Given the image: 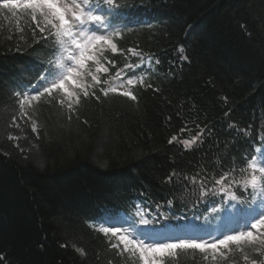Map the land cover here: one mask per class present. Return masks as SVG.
Instances as JSON below:
<instances>
[{"label":"trees","instance_id":"obj_1","mask_svg":"<svg viewBox=\"0 0 264 264\" xmlns=\"http://www.w3.org/2000/svg\"><path fill=\"white\" fill-rule=\"evenodd\" d=\"M91 1L152 22L122 32L116 54L102 47L98 59L109 71L98 73L101 81L136 64L128 49L158 60L156 75L131 90L135 101L97 89L99 100L75 106L79 119L67 118L58 94L23 110L16 93L52 64L54 42L43 39L51 34L39 32L44 24L31 11L0 7V264H142L89 225L106 208L126 213L139 197L161 213L187 202L213 220L232 202L241 213L263 205L250 189H233L238 199L200 195L184 177L218 179L235 166L239 180L245 159L264 144V0ZM13 117L19 127L10 126ZM244 254L264 259L232 246L216 260L181 250L166 264H248Z\"/></svg>","mask_w":264,"mask_h":264},{"label":"snow or ice","instance_id":"obj_2","mask_svg":"<svg viewBox=\"0 0 264 264\" xmlns=\"http://www.w3.org/2000/svg\"><path fill=\"white\" fill-rule=\"evenodd\" d=\"M110 6L114 5V0H106ZM82 4L87 6V10L78 3L77 0H72V3H66L65 0H12L10 3L0 4V7L5 9L23 8L30 10L32 13V20L36 21L37 14L43 18L44 27L39 28V32L44 34L49 32L50 36H43V39H51L54 42L53 52L55 53V44H58L60 49L68 52L67 60L70 63L66 64L64 58H57L55 65L50 62V67L45 76L41 77L44 81L42 90H37L34 94L30 95L31 101H38L40 97L47 95L50 100L55 101L58 94L60 99L58 101L61 107L65 104L72 113L67 118L71 120L73 116L79 119L76 107L80 105L81 99H88L94 97L99 100L100 96L97 95V89L104 96L107 97L109 93L126 97L132 101L137 99L135 93L131 90H121L124 83L129 86H134L137 83L136 79L129 77L126 82L122 81L119 86H114L108 80L101 81L98 73H108V67L100 64L97 58V48L99 45H107L110 47L111 52L116 54L118 52V45L113 42L108 36L103 34H94L90 31L89 25L95 24L97 28H102L104 25L103 17L99 14H93V5L90 0H82ZM72 46V50H68V46ZM128 53L141 57V53L137 49H128ZM142 59V57H141ZM159 63V61H156ZM90 63L98 65L93 73L88 65ZM108 63L115 67V61L109 60ZM140 64H126L124 67L131 69L133 73L139 68ZM53 67L60 69L59 75L55 74ZM120 71H123L122 69ZM120 71L116 73V77H120ZM91 77V83H85V77ZM107 84L108 87H101V84ZM139 83L144 84L142 77L139 78ZM147 87H151L148 84ZM19 99V104L23 109L25 101L29 99L28 95L16 93ZM23 114V113H22ZM13 124L10 126L19 127L16 123V117L12 118ZM84 123H87L85 120ZM31 131L36 133L39 138V131L35 122L31 125ZM9 139H19L18 137H8ZM175 139V137H173ZM199 139L194 136L191 140H184L185 147L190 148ZM172 141L170 140L169 143ZM19 147V145H17ZM23 151V149H21ZM237 169L235 166L224 170L219 174V178H215L211 173L205 172L203 175L197 173L192 177H184L185 180L190 181L194 186L200 190V195L205 192L213 195L218 192L226 193L231 199H238L235 194L241 188L243 190H251L253 200L256 196L261 197V204H264V156H252L246 158L244 166L239 169L241 179H235ZM175 175V173L173 174ZM199 177V179H198ZM169 181L172 180L170 176ZM211 183L212 187L208 188L207 184ZM243 195V192L240 193ZM171 203V202H170ZM105 234L111 233L112 236H117L119 243L112 244L111 247L120 249V254L125 252L130 253L132 256L138 254V258L143 264H166L170 258L176 257L181 250H198L200 253H212V259L216 260L217 255L224 257L226 250L232 246H236L242 252L245 247L251 248L255 253H259L264 257V212L254 216L251 221L245 225L244 230H233L232 234H225L222 239H216L214 242L197 241L179 239L175 242H154L147 244L143 240H137L129 235L122 234L120 228H101ZM122 246V248H121ZM78 251L83 252L82 249ZM243 260L248 264H264V259L257 260L250 259L248 254L243 255Z\"/></svg>","mask_w":264,"mask_h":264},{"label":"rangeland","instance_id":"obj_3","mask_svg":"<svg viewBox=\"0 0 264 264\" xmlns=\"http://www.w3.org/2000/svg\"><path fill=\"white\" fill-rule=\"evenodd\" d=\"M66 3H69L71 4L72 3V0H65ZM80 3V2H79ZM20 9L23 10V8H17V9H12V10H18L20 11ZM37 17H40L38 14H37ZM41 21L44 23L43 21V18L40 17ZM106 33H110L111 31H113L115 29V27H107L106 25H103L102 27ZM108 36V35H107ZM68 50L71 51L72 50V46L69 45L68 46ZM60 53L62 54V57H67L68 56V52H65L63 50H60ZM66 64H68L67 62H65ZM89 67V66H88ZM90 69V67H89ZM126 82V81H124ZM120 85V84H119ZM119 85H114V86H119ZM129 88V85H127L126 83H124V87L121 89V90H127ZM31 105H24L23 106V110H26L27 108H29ZM261 156H264V153H262L259 157ZM261 212H264V207H260L259 209H257L256 211V216L261 213ZM253 214V213H251ZM227 217V216H226ZM236 218L232 217L231 215H228V217L226 218V221H228L229 223H231V221H234ZM238 220V218L236 219V221ZM118 222V221H116ZM228 222H222V223H219V225H217V227L214 229V231L212 232H209V233H206L204 234L206 238H203L204 241L206 242H214L216 239H222L223 236L225 234H232L233 231L230 229V226L229 228H227V225L229 224ZM249 222V221H248ZM120 224V225H119ZM118 225L116 224H107V225H103L102 228L104 227H108V228H120L121 229V232L122 234H126V235H129L130 237L132 238H135L137 240H143L145 243L147 244H152L154 242H152L151 240H149L148 238H142L141 236H139V233H133L131 229L129 228H123V227H120L121 226V223L119 222ZM231 231V232H230ZM110 236L111 233H108ZM119 235V234H118ZM118 235L117 236H112L117 243H119V239H118ZM158 242V241H157ZM122 247V246H121ZM138 255V254H137ZM143 263V262H142Z\"/></svg>","mask_w":264,"mask_h":264}]
</instances>
